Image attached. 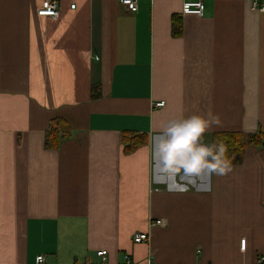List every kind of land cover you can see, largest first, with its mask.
Here are the masks:
<instances>
[{"label":"crops","instance_id":"obj_1","mask_svg":"<svg viewBox=\"0 0 264 264\" xmlns=\"http://www.w3.org/2000/svg\"><path fill=\"white\" fill-rule=\"evenodd\" d=\"M43 1L0 0V264H257L264 143L187 193L151 182L149 145L165 122L209 111L221 124L205 143L264 134V12L253 0H202V17L181 15L194 0H134L135 13L60 0L52 20L37 16ZM53 121L64 124L45 149ZM123 133L144 144L125 153Z\"/></svg>","mask_w":264,"mask_h":264},{"label":"clouds","instance_id":"obj_2","mask_svg":"<svg viewBox=\"0 0 264 264\" xmlns=\"http://www.w3.org/2000/svg\"><path fill=\"white\" fill-rule=\"evenodd\" d=\"M221 124L219 114L193 113L165 122L151 135V182L168 193L210 191L213 177L233 172V158L223 141L205 143L204 136Z\"/></svg>","mask_w":264,"mask_h":264},{"label":"trees","instance_id":"obj_3","mask_svg":"<svg viewBox=\"0 0 264 264\" xmlns=\"http://www.w3.org/2000/svg\"><path fill=\"white\" fill-rule=\"evenodd\" d=\"M180 24L179 21L173 17L172 19V35H180ZM95 89H93L94 93ZM91 98H97L98 95L93 94ZM61 121H53L50 123L48 130L45 132L44 147L45 149H51L56 146L55 141L58 131L62 130ZM142 137L137 134L123 133L121 135V142L124 146L125 153H130L137 149L140 145L144 144L141 141ZM223 141L228 148V155L233 158V163L239 162L243 150L246 146L261 147L264 143V134L256 133L247 135L246 139H243L239 133H217L211 138V143Z\"/></svg>","mask_w":264,"mask_h":264},{"label":"built area","instance_id":"obj_4","mask_svg":"<svg viewBox=\"0 0 264 264\" xmlns=\"http://www.w3.org/2000/svg\"><path fill=\"white\" fill-rule=\"evenodd\" d=\"M60 0H44L41 4L40 9L37 11L38 17H47L52 20H56L59 16L58 7ZM126 10L130 13L136 12V3L134 0H117ZM71 9H74V5L70 6ZM252 11L264 12V3L259 4L257 1L253 0L251 3ZM204 12V5L202 0H194L191 2H185L181 7V15H194L197 17H202ZM164 102H159L154 104V108H162ZM151 226H164L162 220H156L151 223ZM149 240V235L147 233H137L133 236L132 241L134 244H143L147 243ZM245 240L240 241V249L244 250ZM107 252L105 250H100L96 252V257L100 258L102 261H105ZM35 264H45L44 258L38 256L35 259ZM257 264H264V257H259Z\"/></svg>","mask_w":264,"mask_h":264}]
</instances>
